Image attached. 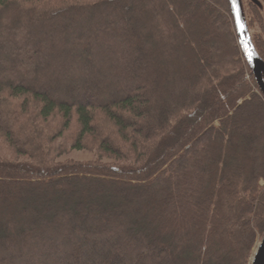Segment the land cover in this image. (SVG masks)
I'll return each mask as SVG.
<instances>
[{
    "label": "trees",
    "instance_id": "obj_1",
    "mask_svg": "<svg viewBox=\"0 0 264 264\" xmlns=\"http://www.w3.org/2000/svg\"><path fill=\"white\" fill-rule=\"evenodd\" d=\"M0 142V264H250L264 232L227 0H0Z\"/></svg>",
    "mask_w": 264,
    "mask_h": 264
},
{
    "label": "water",
    "instance_id": "obj_2",
    "mask_svg": "<svg viewBox=\"0 0 264 264\" xmlns=\"http://www.w3.org/2000/svg\"><path fill=\"white\" fill-rule=\"evenodd\" d=\"M261 12H264V3L261 0H249ZM233 26L241 54L246 61L255 81V84L264 96V60L258 54L247 24L242 0H227ZM250 264H264V234L255 247Z\"/></svg>",
    "mask_w": 264,
    "mask_h": 264
},
{
    "label": "rangeland",
    "instance_id": "obj_3",
    "mask_svg": "<svg viewBox=\"0 0 264 264\" xmlns=\"http://www.w3.org/2000/svg\"><path fill=\"white\" fill-rule=\"evenodd\" d=\"M243 1V6H244V10L245 13H247V17L250 21V26L249 28V32L250 35L251 34H258V35H264L263 28H264V12H261L256 6V8L259 10V12L261 13V17L250 7V2L249 0H242ZM262 1V0H261ZM263 2V1H262ZM253 5V4H252ZM212 33H209L207 31H205V41L208 43V50H213V43H211L212 41ZM213 42V41H212ZM93 144H89L87 148H83V149H69L68 152H66L64 155H62L61 157H59V160L64 161L67 159H71L73 161H79V162H90V161H95L98 158V153L95 151V149L93 148ZM10 152L12 153V150L10 148L7 147V145H5L4 143L0 142V154L4 155V156H9ZM11 157V156H9ZM103 161H107L105 159H103ZM264 234V232H263ZM262 234V236H263ZM262 236L260 237L259 241L261 240ZM259 241L257 242V244L259 243ZM256 244V246H257ZM255 246V247H256ZM255 247L253 249V252L255 250ZM252 252V254H253Z\"/></svg>",
    "mask_w": 264,
    "mask_h": 264
}]
</instances>
